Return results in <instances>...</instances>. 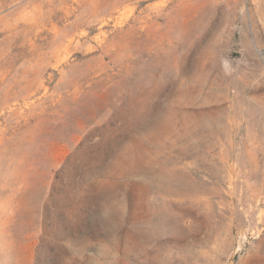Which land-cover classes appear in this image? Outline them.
I'll use <instances>...</instances> for the list:
<instances>
[{
    "label": "rangeland",
    "instance_id": "obj_1",
    "mask_svg": "<svg viewBox=\"0 0 264 264\" xmlns=\"http://www.w3.org/2000/svg\"><path fill=\"white\" fill-rule=\"evenodd\" d=\"M0 264H264V0H0Z\"/></svg>",
    "mask_w": 264,
    "mask_h": 264
}]
</instances>
